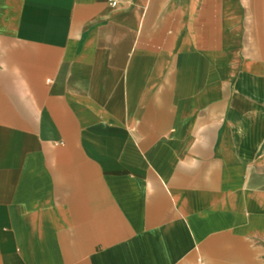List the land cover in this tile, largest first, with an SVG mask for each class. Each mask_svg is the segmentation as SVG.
I'll return each instance as SVG.
<instances>
[{
  "label": "crops",
  "instance_id": "0c3cea01",
  "mask_svg": "<svg viewBox=\"0 0 264 264\" xmlns=\"http://www.w3.org/2000/svg\"><path fill=\"white\" fill-rule=\"evenodd\" d=\"M0 264H264V0H0Z\"/></svg>",
  "mask_w": 264,
  "mask_h": 264
}]
</instances>
